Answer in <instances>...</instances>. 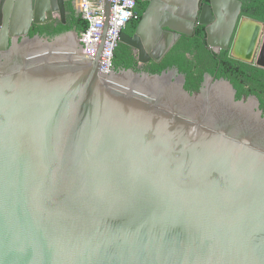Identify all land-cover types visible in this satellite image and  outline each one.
Here are the masks:
<instances>
[{"label":"water","instance_id":"95a60500","mask_svg":"<svg viewBox=\"0 0 264 264\" xmlns=\"http://www.w3.org/2000/svg\"><path fill=\"white\" fill-rule=\"evenodd\" d=\"M0 0V264H264V109L206 75L101 68L65 22L71 0ZM137 60L208 47L264 70V21L240 0H148ZM4 11V14H3Z\"/></svg>","mask_w":264,"mask_h":264},{"label":"trees","instance_id":"16d2710c","mask_svg":"<svg viewBox=\"0 0 264 264\" xmlns=\"http://www.w3.org/2000/svg\"><path fill=\"white\" fill-rule=\"evenodd\" d=\"M244 15L257 21H264V0H243ZM80 34L88 28V23L80 19ZM131 21L127 25L130 26ZM42 30L50 36H58L71 30V28L53 25L41 26L35 32ZM207 48L206 33L203 28L193 37H184L181 42L165 57L161 63L153 62L151 74H160L165 70L177 67L187 76V90L198 91L205 74L215 75L218 78L229 80L238 91V99L243 95L256 96L264 109V70L252 65L230 58L227 54L217 60ZM114 66L117 71L135 69L136 57L132 49L119 44L115 51Z\"/></svg>","mask_w":264,"mask_h":264},{"label":"built area","instance_id":"2783aa9c","mask_svg":"<svg viewBox=\"0 0 264 264\" xmlns=\"http://www.w3.org/2000/svg\"><path fill=\"white\" fill-rule=\"evenodd\" d=\"M107 0H78L82 19L88 23L87 30L81 34L80 41L87 57H94L104 34V8ZM111 16L106 34L101 68L115 69V51L120 38L130 21L135 17V0H110Z\"/></svg>","mask_w":264,"mask_h":264},{"label":"flooded vegetation","instance_id":"af4514ba","mask_svg":"<svg viewBox=\"0 0 264 264\" xmlns=\"http://www.w3.org/2000/svg\"><path fill=\"white\" fill-rule=\"evenodd\" d=\"M37 1L38 0H36V4H38ZM240 1L243 3V14H244V2H243V0H240ZM7 2H8V0H5V3H7ZM207 2H208V0H204L203 1V4H205ZM135 3H136L135 17L132 19L130 26L126 27V29L124 30V32L127 33L130 36H134L135 35L136 30H137L139 24L141 23V21H142V19L144 17V14L146 13V11L148 10V8L150 6V2L148 0H135ZM50 8H51V10L53 9V1L52 0H50ZM3 14H4V11H3ZM52 17L53 18L51 20H49L48 15H47L46 16L47 22H45L43 24H40V25L33 24L32 27H31V30H30V32L28 34V37L34 38V37L39 36V37L45 38V39H50V40L53 39L56 36H53L52 37V36L48 35L46 32H43L42 33V30L39 31V32H35V29L37 27L47 26V25L48 26L49 25H53L55 28H57L58 26H63V27L71 28V30L68 31V32H72V33L78 34L79 37H81V34H80V29H81L80 19L82 18V16H81V13H80V10H79V7H78V0H71L70 2H67L65 4V22H63V20L61 18V15H59L58 13L53 12L52 13ZM201 28H203L204 31H205V27L204 26H198L196 28L194 34L192 36H190V37H193L194 35H196L197 31L200 30ZM68 32H65V33H68ZM65 33H63V34H65ZM60 35H62V34H60ZM184 37H189V36H181L180 40L174 45V47L170 50V52L178 45L179 42H181L183 40ZM207 48H208L209 51H211V53L215 57L218 58L217 60H219L220 62H221V57L224 54H227L231 58L230 52H228V51H222L220 53H217V52H214L213 50H211L208 47V45H207ZM132 51H133V53H134V55L136 57L137 66H136L135 69H131V70H134V71L139 72V73L151 74L150 73V70L152 69L153 62H155V61L151 60V61H148L147 63L142 64V63H140L137 60V56H136V54H135V52H134L133 49H132ZM165 57L163 58V60L165 59ZM169 71H177L179 75H182L183 77H185V80H186L185 88H186V85H187V76L184 75V74H182L176 66L173 67V68H171V69L165 70L163 72H169ZM218 71H219V68H218ZM218 71L216 72L215 75H211V76L213 78H216V79H221V78H218V76H217ZM206 75H208V74H205L204 75L203 81L200 83V87H199V89H198L197 92H196V90H193V91L187 90V89L186 90L189 91L191 94L198 93L199 90H200V88H201V86H202V84H203V82H204V80H205V76ZM249 97L250 96L243 95L239 100H242V99L243 100H247ZM237 99H238V91H237Z\"/></svg>","mask_w":264,"mask_h":264}]
</instances>
